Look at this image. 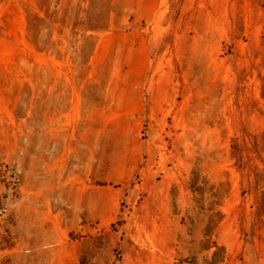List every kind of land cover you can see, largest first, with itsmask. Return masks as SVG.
Wrapping results in <instances>:
<instances>
[{"label": "rangeland", "instance_id": "obj_1", "mask_svg": "<svg viewBox=\"0 0 264 264\" xmlns=\"http://www.w3.org/2000/svg\"><path fill=\"white\" fill-rule=\"evenodd\" d=\"M0 264H264V0H0Z\"/></svg>", "mask_w": 264, "mask_h": 264}]
</instances>
